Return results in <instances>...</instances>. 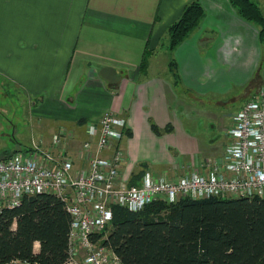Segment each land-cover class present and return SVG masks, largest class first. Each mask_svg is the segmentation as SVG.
I'll list each match as a JSON object with an SVG mask.
<instances>
[{
  "label": "crops",
  "instance_id": "0c3cea01",
  "mask_svg": "<svg viewBox=\"0 0 264 264\" xmlns=\"http://www.w3.org/2000/svg\"><path fill=\"white\" fill-rule=\"evenodd\" d=\"M192 1L0 0V87L8 84L25 95L23 103L38 105L29 108L25 148L26 134L0 118V139H12L0 141V154L41 143L76 155L91 139L86 123L111 111L125 121L120 175L128 181L145 171L175 178L221 156L233 114L264 88V42L229 0H197L203 19L170 50L168 28ZM150 120L171 131L154 133ZM56 133L61 142L53 147Z\"/></svg>",
  "mask_w": 264,
  "mask_h": 264
},
{
  "label": "built area",
  "instance_id": "2783aa9c",
  "mask_svg": "<svg viewBox=\"0 0 264 264\" xmlns=\"http://www.w3.org/2000/svg\"><path fill=\"white\" fill-rule=\"evenodd\" d=\"M124 126V119L105 111L96 122L86 123L91 139L81 144L76 155L35 145L0 158V211L36 193H53L64 203L70 228L63 264H122L100 239H93L110 224L113 205L138 211L153 201L174 203L181 197L264 195V88L233 114L230 141L222 155L204 159L175 178L147 171L135 183L122 178ZM60 142V134H54L53 147ZM4 264L29 263L15 259Z\"/></svg>",
  "mask_w": 264,
  "mask_h": 264
},
{
  "label": "trees",
  "instance_id": "16d2710c",
  "mask_svg": "<svg viewBox=\"0 0 264 264\" xmlns=\"http://www.w3.org/2000/svg\"><path fill=\"white\" fill-rule=\"evenodd\" d=\"M237 13L258 27L264 42V15L254 0H229ZM202 5L186 4L168 28L175 49L204 17ZM145 51L140 64L146 70ZM175 62L170 61L169 66ZM156 134L171 131L158 127ZM125 132V131H124ZM128 134V132H127ZM137 176L129 179L135 183ZM112 219L93 239L122 264H262L264 259V195L253 197L179 198L153 201L138 211L113 205ZM70 215L53 193L22 197L18 206L0 211V264L18 259L29 264H63L68 257ZM35 243L39 244L34 251Z\"/></svg>",
  "mask_w": 264,
  "mask_h": 264
},
{
  "label": "rangeland",
  "instance_id": "374dc122",
  "mask_svg": "<svg viewBox=\"0 0 264 264\" xmlns=\"http://www.w3.org/2000/svg\"><path fill=\"white\" fill-rule=\"evenodd\" d=\"M254 1L257 2L264 10V7H263L264 0H254ZM24 96L25 95H22L21 91H18V89L13 88L12 86H9L8 84L1 85L0 87V110H3V111L6 110V112L5 111L3 112V115L0 114V118L11 120L13 126L18 125V127H20L19 131L22 132L23 134H26L25 137L20 139L21 141L20 145H22L21 148H25V146L30 145V143L25 144L27 142H30L28 141L29 136L26 137L27 135L30 134L27 123H29L30 125V117L31 115H33L32 112H29V108L35 109L36 107H38V105H32L29 102L30 100L28 101L29 103L28 102L23 103L20 100V98H24ZM11 111H12V114L10 116H5V115L10 114ZM40 113H42L43 116H45V118H49V116H52V115H49L50 112H46L44 110L40 111ZM14 121H16V123ZM42 123H44L43 124L44 128H48L47 127L48 123L46 120ZM42 128L43 127L36 128V133L33 138L34 140L38 138V136L40 135V130H42ZM86 133L87 135L89 134L88 130H86ZM0 141H4L6 144H9V143L11 144L12 139L3 137L2 139H0ZM39 144L42 145L41 143ZM39 144L36 143V145H39ZM6 149L7 150L11 149V147H7ZM4 157H8V155L0 154V158H4Z\"/></svg>",
  "mask_w": 264,
  "mask_h": 264
}]
</instances>
